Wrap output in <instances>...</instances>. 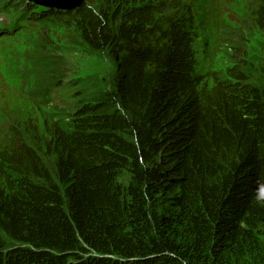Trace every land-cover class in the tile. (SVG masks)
<instances>
[{
	"label": "trees",
	"instance_id": "16d2710c",
	"mask_svg": "<svg viewBox=\"0 0 264 264\" xmlns=\"http://www.w3.org/2000/svg\"><path fill=\"white\" fill-rule=\"evenodd\" d=\"M49 18L116 59L113 105L46 119L47 140L10 129L0 264H264V66L201 74L189 0ZM60 87L87 98L71 78Z\"/></svg>",
	"mask_w": 264,
	"mask_h": 264
},
{
	"label": "rangeland",
	"instance_id": "374dc122",
	"mask_svg": "<svg viewBox=\"0 0 264 264\" xmlns=\"http://www.w3.org/2000/svg\"><path fill=\"white\" fill-rule=\"evenodd\" d=\"M7 1L0 0V20L4 22L3 12L11 0L4 5ZM90 2L97 4V0ZM189 2L195 7L201 5V0ZM208 5L210 16L205 20L207 23L197 48V61L203 75L212 76L231 67L255 70L264 66V0H209ZM212 19L214 24H211ZM39 23L40 28L19 38L23 40L13 45L14 49L10 45L15 42L9 43L10 50L0 44V151L10 141L11 127L21 132L31 127L37 130L34 133L37 141L47 140L50 127L45 120L48 116L64 117L67 113L66 105L57 100L60 94L56 87L64 80L71 78L83 87L77 96L86 94L87 98L76 102L79 107L86 108L87 104L94 103L103 105L105 101L109 107L113 105L107 95L108 90L115 88L116 59L104 51L91 50L79 37L74 24L65 20V24L53 22L43 31L45 23ZM231 46L240 47L239 52ZM37 47L49 56L47 74L44 66L41 68L44 76L50 77L53 84L60 81L57 85L47 84L53 85L48 105H40L28 92L24 94L25 84L37 83L32 62ZM35 60L37 58L33 60L37 62ZM213 83L209 81L210 85ZM3 86L4 90H1ZM39 159L46 161L41 154Z\"/></svg>",
	"mask_w": 264,
	"mask_h": 264
},
{
	"label": "water",
	"instance_id": "95a60500",
	"mask_svg": "<svg viewBox=\"0 0 264 264\" xmlns=\"http://www.w3.org/2000/svg\"><path fill=\"white\" fill-rule=\"evenodd\" d=\"M36 3L57 6L60 9L72 10L85 4V0H31Z\"/></svg>",
	"mask_w": 264,
	"mask_h": 264
},
{
	"label": "bare ground",
	"instance_id": "6f19581e",
	"mask_svg": "<svg viewBox=\"0 0 264 264\" xmlns=\"http://www.w3.org/2000/svg\"><path fill=\"white\" fill-rule=\"evenodd\" d=\"M206 5H207V3H206ZM198 6H199V5H198ZM196 11H197V13H198V20H200V11L197 10V8H196ZM202 24H203V23H202ZM193 26H194V25H193ZM201 27H202V25L200 26V25L197 23V27H196V29H197V31H198V36H199V34L201 33ZM21 36H22V35H21ZM192 42H193V45L195 46V50H194V51H196V49H197V44H198V42H199V39H197V40L192 39ZM43 87H45V86H42L41 89H43ZM37 89H38V88H37ZM39 94H40V93L36 94V97H37V98L41 97V95L39 96ZM42 95H46V94H42Z\"/></svg>",
	"mask_w": 264,
	"mask_h": 264
},
{
	"label": "clouds",
	"instance_id": "9594fccd",
	"mask_svg": "<svg viewBox=\"0 0 264 264\" xmlns=\"http://www.w3.org/2000/svg\"><path fill=\"white\" fill-rule=\"evenodd\" d=\"M232 68V67H231Z\"/></svg>",
	"mask_w": 264,
	"mask_h": 264
}]
</instances>
